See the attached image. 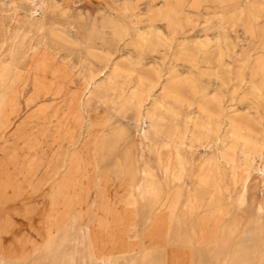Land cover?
<instances>
[{"label":"rangeland","instance_id":"obj_1","mask_svg":"<svg viewBox=\"0 0 264 264\" xmlns=\"http://www.w3.org/2000/svg\"><path fill=\"white\" fill-rule=\"evenodd\" d=\"M10 1L0 0V16H6V23L10 14L2 12L7 11L3 4ZM111 1L73 0L67 17L58 19L72 23L82 44L75 32L67 44L51 37L50 45L57 48L58 56H71L74 62L85 59L96 69L109 61L132 70L134 75L127 85L130 91L139 87V76L145 77L149 71L159 73L161 78L152 95L162 100L157 110L165 116L166 127L180 124L183 112H197V104L206 94L205 98L216 97L232 106V115L257 105L264 110V94L241 81V72L251 79L249 66L263 55L264 0H114V10L103 6ZM124 9L128 20L122 17ZM24 14L18 12L17 20L24 19ZM129 20L137 24L126 36L124 27L132 25ZM19 24L18 20L8 25L16 28ZM168 24H176L174 37ZM220 25L228 37L229 50L220 58L215 54L210 65H197L187 53L198 51V59L206 48L213 50V43L204 45L207 37L216 39ZM255 80L259 84L261 75ZM148 83L145 80L143 87ZM177 85H184L191 107L176 100L175 93L167 95ZM25 95L0 129V264H65L73 252V235L83 223L98 230L101 249L111 256L113 264H264V215L258 217L256 212L257 205L264 202V186L257 173L249 178L243 205L236 200L241 191V169L237 170L236 183L232 171L225 170L222 185L225 193L235 198H224L217 204L204 197L187 200L175 184L161 189L146 187L139 181L144 168H149L124 164L136 152L134 114L116 116L94 100L84 117L86 124H95L99 143L89 157L94 164L79 175L102 181L89 187L88 181L69 187L65 199L49 203L53 182L65 173L61 170L55 175L49 164L53 155L64 149L58 148L54 107L49 109L48 119H39L34 113L38 106H26ZM153 101H148L147 108L154 106ZM60 116L62 113L58 119ZM105 119L107 123L101 124ZM200 155L196 158L200 166L191 173L195 178L209 169L206 163L201 165L205 156ZM31 161L41 165L31 169ZM151 169L162 178L155 164ZM106 180L116 183H104ZM84 191H88L86 198L74 199ZM118 208L129 214L121 217V224L114 213ZM159 211L162 217L156 220L154 215ZM19 221L26 225H19ZM31 221L38 224L37 229L30 226Z\"/></svg>","mask_w":264,"mask_h":264},{"label":"bare ground","instance_id":"obj_2","mask_svg":"<svg viewBox=\"0 0 264 264\" xmlns=\"http://www.w3.org/2000/svg\"><path fill=\"white\" fill-rule=\"evenodd\" d=\"M73 3V0H11L3 4L7 11L2 10L10 14L9 22L6 23V16H0V129L8 123L10 114L15 113V108L26 93V106H38L34 112L37 118L46 120L49 118V109H55L53 117L57 118V123L54 131L60 140L58 148L64 149V152H56L49 165L53 167L55 175L61 170L65 173L57 183L53 182V190L48 194L49 203L65 199L69 187L81 185L84 181H88L89 187L102 181L100 177L91 180L88 175H79L80 171L94 164L89 157L99 143L97 130L93 128L95 124H86L84 117L93 100L96 105L109 107L116 116L134 114L136 152L133 159L124 164L149 168H144L140 184L156 186L158 189L175 184L187 200L204 197L217 204L224 198H235L226 194L222 185L225 170L232 171V180L236 183L237 170L241 169V191L236 197L241 205L247 200L248 181L253 172L258 174L264 186V110H260V105L232 115V106H226L216 97L205 98L208 96L206 94L202 95L203 101L197 104V112H183L180 124L166 127L165 116L157 110L162 100L152 95L161 78L159 73L149 71L145 76L148 79L139 76V87L130 91L127 85L134 75L132 70L121 68L117 63L112 65L109 61L96 69L87 64L85 59L74 62L71 56H58L57 48L50 45L51 37L67 44L75 32L77 42L82 44L80 33L72 27V23L58 19L67 17ZM115 3L112 0L103 6L114 10ZM20 11L25 12V18L18 19L19 26L12 28L8 24L18 21L17 14ZM122 12L123 19L128 20L126 10ZM129 21L132 25L124 27L126 36H130V29H134V24H137L134 20ZM168 27L174 37L176 24H168ZM223 29L221 25L217 28L215 40L207 37L204 46L213 43V50L206 48L198 59L195 58L198 51L191 50L187 57L195 59L197 65L200 62L210 65L215 54L219 58L224 56L229 50V42ZM249 70L251 79L248 80L245 73L241 72V81L244 84L251 83L264 94V51L254 65L249 66ZM258 75H261L259 84L255 80ZM145 80L149 83L144 88ZM174 87L167 95L171 97L175 93L176 100L183 106L187 104L191 107L192 103L183 93L184 85ZM151 98H154V106L147 108L146 104ZM60 113L62 116L58 119ZM106 123L107 119L101 124ZM163 136L166 138L164 141H154ZM200 154L205 156L201 165L206 163L209 169L207 174L195 178L191 173L200 166L196 163V158H201ZM117 163L120 164L119 161ZM154 164L161 171L162 178L151 169ZM40 165L37 161L29 163L31 169ZM104 183L116 182L106 180ZM87 196L88 191L79 192L74 199L82 201ZM93 206L89 209L93 210ZM256 212L258 217L264 215L263 201L257 205ZM114 213L118 224H121V217H125L128 211L118 208ZM159 214L160 211L154 215L156 220L162 217ZM63 215H66L65 211ZM18 223L26 225L24 221ZM30 226L37 229L38 224L31 221ZM73 245V252L65 264H113L111 256L100 251L102 239L90 223L79 224L73 235Z\"/></svg>","mask_w":264,"mask_h":264},{"label":"crops","instance_id":"obj_3","mask_svg":"<svg viewBox=\"0 0 264 264\" xmlns=\"http://www.w3.org/2000/svg\"><path fill=\"white\" fill-rule=\"evenodd\" d=\"M100 251H102L101 246H100Z\"/></svg>","mask_w":264,"mask_h":264}]
</instances>
